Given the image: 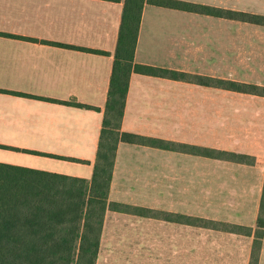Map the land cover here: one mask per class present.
<instances>
[{"label": "crops", "instance_id": "0c3cea01", "mask_svg": "<svg viewBox=\"0 0 264 264\" xmlns=\"http://www.w3.org/2000/svg\"><path fill=\"white\" fill-rule=\"evenodd\" d=\"M185 1L264 15V0ZM123 5L0 0V88L27 94L0 91V145L90 163L3 147L0 162L92 178ZM135 61L264 86V25L147 4ZM122 129L173 147L119 144L109 200L150 213L108 210L97 264H251L254 234L215 225L256 229L264 189V96L133 73ZM190 146L245 153L255 163L198 154ZM258 264H264V239Z\"/></svg>", "mask_w": 264, "mask_h": 264}, {"label": "trees", "instance_id": "16d2710c", "mask_svg": "<svg viewBox=\"0 0 264 264\" xmlns=\"http://www.w3.org/2000/svg\"><path fill=\"white\" fill-rule=\"evenodd\" d=\"M118 1V0H117ZM194 11L264 25V15L216 8L185 0H124L114 62L110 76L99 144L90 180L26 166L0 162V264H97L102 227L108 210L132 214L150 213L140 206L109 200L115 158L121 142L171 148L163 139L139 135L122 129L131 75L161 76L196 82L233 91L264 96V86L213 76H202L135 61L142 14L145 5ZM100 54L107 51L73 46ZM14 92L27 95L23 92ZM45 99V98H43ZM70 106L97 109L75 99L55 100ZM0 147L83 163L75 157L38 150L0 145ZM198 154L229 161L254 164L255 158L214 148L188 147ZM215 227L255 236L251 264H258L264 239V189L256 229L220 222Z\"/></svg>", "mask_w": 264, "mask_h": 264}, {"label": "rangeland", "instance_id": "374dc122", "mask_svg": "<svg viewBox=\"0 0 264 264\" xmlns=\"http://www.w3.org/2000/svg\"><path fill=\"white\" fill-rule=\"evenodd\" d=\"M0 152H3V151H0ZM17 154H19V153H17ZM59 163H57V164H63L61 161H58ZM58 170H60V171H70V169L69 168H63V167H59V168H57Z\"/></svg>", "mask_w": 264, "mask_h": 264}]
</instances>
